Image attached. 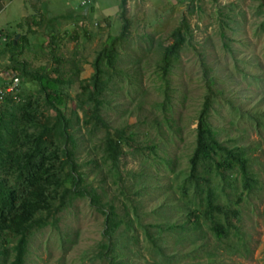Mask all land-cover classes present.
I'll list each match as a JSON object with an SVG mask.
<instances>
[{
    "label": "trees",
    "instance_id": "16d2710c",
    "mask_svg": "<svg viewBox=\"0 0 264 264\" xmlns=\"http://www.w3.org/2000/svg\"><path fill=\"white\" fill-rule=\"evenodd\" d=\"M127 1L118 0L121 30L108 35L96 50L87 78L81 75L76 50L69 58L58 52L56 26L69 20L72 26L81 24L87 35L95 0L86 10L79 3L66 14L43 18L41 11L31 10L26 18L31 21L29 30L45 23L51 31L42 52L52 64L32 67L25 60H13L8 67L20 83L0 102V264H33L29 255L34 236L46 227L58 235L63 253L69 251L78 234L70 228L62 231L60 221L76 200L87 201L102 218L101 237L81 262L230 264L228 257L249 251L241 222L248 201L264 189V179L255 168L261 164L259 157L253 155L260 141L246 142L239 124H249L264 139V111L257 105L264 95L247 109L246 94L240 99L237 89L230 87L235 74L225 70L220 78L199 55L203 94L199 108L186 121L189 91L180 54L190 44L192 31L183 18L170 33V43L156 46L150 74L160 97L146 114V89L140 78L146 58L119 51L126 49L129 39ZM217 14L222 47L232 55L233 70L247 79L245 89L251 80L264 94L263 76L247 72V59H239L233 45L240 40L228 35L239 31L236 14L221 8ZM76 29L69 39L78 42ZM28 35L15 40L4 36L0 52L21 53ZM140 40L150 52L153 36ZM26 84L34 88L28 90ZM119 91L126 103H118ZM223 107L226 112L221 113ZM119 108L136 114L137 122L113 126L107 112ZM194 121L192 140L183 153L179 142L185 140L187 123ZM131 162L138 168H125Z\"/></svg>",
    "mask_w": 264,
    "mask_h": 264
},
{
    "label": "rangeland",
    "instance_id": "374dc122",
    "mask_svg": "<svg viewBox=\"0 0 264 264\" xmlns=\"http://www.w3.org/2000/svg\"><path fill=\"white\" fill-rule=\"evenodd\" d=\"M2 1L3 6H0V51L4 46V36L10 35V38L15 40L20 37V34L27 32L29 41L21 53L18 50L10 49L0 52V84L2 81L11 79L12 74L8 67L12 65L13 60H25L32 67L48 62L52 64L51 59H44L42 52L43 47L45 48L49 41L51 31L44 26L45 23L38 26L34 25L29 30L31 21L28 22L26 18L29 17L31 10L33 12L34 10L41 11L43 18H46L47 14L61 15L66 14L68 9H78L77 6L81 2V0H56L57 2H54L58 6L55 4L56 7L50 8L52 11L48 13L49 10L46 11V8L41 7V0ZM261 6V0H128L126 17L129 20V39L126 49L124 51L119 49V51L128 56L134 51L136 56L146 58L140 64L146 70L144 76L140 77L146 89L144 97L146 114H149L148 112L152 107L150 105L160 97L155 89L156 80L150 74L154 69V60L157 57L155 54L156 46L159 42L163 45L170 43V33L183 18L187 19L192 31L190 44L180 54L183 81L189 91L187 109L184 110L185 120L187 121L190 116L195 114L203 94L199 55L209 60L220 78H224L225 70L229 75L235 74V80L229 82L230 87L237 89L240 99L246 94L248 98L246 99V107L251 109L255 102H258L264 95L263 89L261 86L255 87L256 84L252 85L251 80L245 89L247 79H243L236 70H233L232 55L222 47L217 11L221 8L229 14H236V20L240 22L239 31L233 33L230 30L228 35L240 40L238 44L233 43L237 48L238 58L247 59V72H256L264 78V27H262L264 24V6ZM119 12L118 0H95L93 10H89L90 20L86 26L87 35L84 34L85 28L81 24L78 27L72 26V22L69 20H62L57 24L56 27L60 30L59 33H56L58 52L69 58L70 54L76 50V58H81L82 77L87 78L92 73L91 63L95 57V52L108 35H115L121 30L122 20ZM18 24H21L22 27L20 28ZM75 29L78 34V42L69 39V33ZM63 32L67 33L62 35ZM147 34L154 38L153 48L150 52H146V45L140 40ZM49 50L51 49L48 47L47 52ZM178 80L176 75L173 76V83L177 84ZM24 87L30 90L34 88V85L26 84ZM76 88V85L72 87L73 94ZM122 93L123 91H119L117 98L119 104L128 100H125ZM257 105L260 110L264 111V102ZM224 112H226L225 107L221 108V113ZM107 116L110 123L117 127L130 126L137 122L136 114H124L121 108L118 112L108 111ZM219 125H222V121ZM195 127V121L188 122L186 125L183 134L185 140L179 142L178 145L180 149H183V153L186 152L185 149L192 140L190 130ZM239 129H245L243 132L246 136V142L250 145L260 141V147L253 155L259 157L261 164H257L255 168L261 178L264 179L263 135H258L249 124L244 122L239 124ZM230 132L234 134L233 127ZM141 137L138 139L141 140ZM81 156L83 157V155ZM135 165L136 163L131 162L125 168H138ZM257 194L258 196H254L248 201L241 222L248 237L249 251L244 255L228 257L227 262L230 264H264V189ZM60 226L62 231L70 228L78 234L71 249L63 253L58 235L52 228L46 227L43 233H37L34 236L29 261H32L33 264H97L96 262L90 263L87 260L81 262L79 260L81 257H89L88 252L100 239L102 232V218L88 206L87 201L76 200L75 206L63 213ZM144 257L147 258L148 255L144 254ZM136 262H140V260L136 259Z\"/></svg>",
    "mask_w": 264,
    "mask_h": 264
},
{
    "label": "built area",
    "instance_id": "2783aa9c",
    "mask_svg": "<svg viewBox=\"0 0 264 264\" xmlns=\"http://www.w3.org/2000/svg\"><path fill=\"white\" fill-rule=\"evenodd\" d=\"M92 0H81L80 6L81 7H88V5L91 4ZM19 79L16 76H11V79L6 80V82L3 84H0V102L5 98L8 94H14L17 91Z\"/></svg>",
    "mask_w": 264,
    "mask_h": 264
},
{
    "label": "crops",
    "instance_id": "0c3cea01",
    "mask_svg": "<svg viewBox=\"0 0 264 264\" xmlns=\"http://www.w3.org/2000/svg\"><path fill=\"white\" fill-rule=\"evenodd\" d=\"M11 1V0H9ZM56 0H41V7L43 8H46V11L49 10L48 13H50V11H52L50 8L54 9L56 6H55V2ZM1 2H3L2 0H0V6H3V4H1ZM57 2V1H56ZM58 6V4H56ZM73 9H68L67 10V13L71 12ZM16 34V33H15Z\"/></svg>",
    "mask_w": 264,
    "mask_h": 264
},
{
    "label": "water",
    "instance_id": "95a60500",
    "mask_svg": "<svg viewBox=\"0 0 264 264\" xmlns=\"http://www.w3.org/2000/svg\"><path fill=\"white\" fill-rule=\"evenodd\" d=\"M18 37V36H17Z\"/></svg>",
    "mask_w": 264,
    "mask_h": 264
}]
</instances>
